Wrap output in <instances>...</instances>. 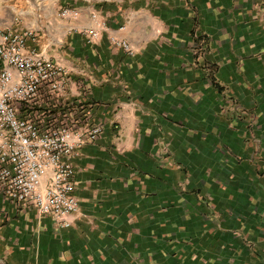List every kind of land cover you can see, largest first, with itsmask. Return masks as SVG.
<instances>
[{
	"label": "crops",
	"instance_id": "crops-1",
	"mask_svg": "<svg viewBox=\"0 0 264 264\" xmlns=\"http://www.w3.org/2000/svg\"><path fill=\"white\" fill-rule=\"evenodd\" d=\"M60 8L28 46L69 90L27 110L102 131L71 159L69 227L0 192V264H264L263 0Z\"/></svg>",
	"mask_w": 264,
	"mask_h": 264
},
{
	"label": "built area",
	"instance_id": "built-area-1",
	"mask_svg": "<svg viewBox=\"0 0 264 264\" xmlns=\"http://www.w3.org/2000/svg\"><path fill=\"white\" fill-rule=\"evenodd\" d=\"M59 14L76 16L67 8ZM35 37L30 29H0V192L19 205L33 206L60 227H69L78 209L71 159L82 145L96 142L102 128L45 127L27 110L43 89L58 98L69 90L67 72L28 46ZM113 41L132 55L126 43Z\"/></svg>",
	"mask_w": 264,
	"mask_h": 264
},
{
	"label": "rangeland",
	"instance_id": "rangeland-1",
	"mask_svg": "<svg viewBox=\"0 0 264 264\" xmlns=\"http://www.w3.org/2000/svg\"><path fill=\"white\" fill-rule=\"evenodd\" d=\"M60 7L61 0H0V29H30L35 35L41 32L50 35L48 30L52 26L46 29L45 25L47 20L58 21Z\"/></svg>",
	"mask_w": 264,
	"mask_h": 264
}]
</instances>
